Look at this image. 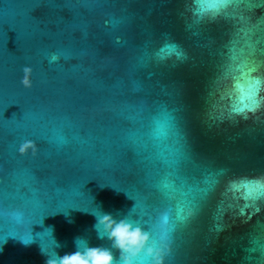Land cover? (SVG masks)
<instances>
[{
    "label": "water",
    "instance_id": "1",
    "mask_svg": "<svg viewBox=\"0 0 264 264\" xmlns=\"http://www.w3.org/2000/svg\"><path fill=\"white\" fill-rule=\"evenodd\" d=\"M188 2L0 0V264H44L41 251H74L76 237L107 247L92 229L99 210L148 228L181 202L194 214L177 222L169 264H264V188L225 187L264 175V110L231 119L217 102L224 45L264 49V0H248L257 11L242 23L187 28ZM165 42L187 59L155 60ZM164 178L170 197L155 186Z\"/></svg>",
    "mask_w": 264,
    "mask_h": 264
},
{
    "label": "clouds",
    "instance_id": "2",
    "mask_svg": "<svg viewBox=\"0 0 264 264\" xmlns=\"http://www.w3.org/2000/svg\"><path fill=\"white\" fill-rule=\"evenodd\" d=\"M256 11L248 8V0H189L178 14L186 17V27L189 28L206 26L223 19L242 23L247 13ZM261 16H264V12H260L256 19ZM248 19L251 20V16H248ZM243 31L241 28L240 32ZM234 44L235 41H232L224 45L226 51L221 78L226 81V85L217 102L223 105V113L228 118L247 119L249 114L264 110V49L238 57ZM152 55L157 61L171 60L173 57L177 61L187 59L180 46L172 42H165L160 48L154 49ZM46 58L49 64H52L61 58V54L53 52ZM24 72L26 76L22 83L28 87L30 81L27 74L30 69L25 68ZM171 127L169 120L155 121L152 135L157 139L165 137ZM29 147H33L31 141H24L20 144L18 152L23 155ZM244 181L264 184V175L236 177L229 180L225 187L234 189ZM155 186L166 197L176 191L167 178L160 180ZM240 199L246 202L248 197L242 196ZM255 206L258 213L261 207H264V195L255 198ZM136 207L134 203L129 212H133ZM91 214L95 218L92 229L96 232L97 239L108 241V246H91L84 237H76L75 250L61 255L55 251L60 247L56 242V247L51 253L41 251L45 257L44 264H169L173 253L172 233L177 222H184L194 214V207H185L181 202L175 209V216L167 209L159 211L154 220L151 218L153 222L148 228L139 220L130 219L128 214L119 218L101 210ZM16 216L19 217L20 213H16Z\"/></svg>",
    "mask_w": 264,
    "mask_h": 264
},
{
    "label": "snow or ice",
    "instance_id": "3",
    "mask_svg": "<svg viewBox=\"0 0 264 264\" xmlns=\"http://www.w3.org/2000/svg\"><path fill=\"white\" fill-rule=\"evenodd\" d=\"M139 103V102H137ZM185 148H187V145L185 143ZM207 183H212L211 180L209 181H206ZM243 187H245L247 190H248V195L249 196H252L253 194H257V193H260L261 192V189L264 188V184H260V183H254V184H244ZM194 207V205H193ZM3 243V240L0 239V244Z\"/></svg>",
    "mask_w": 264,
    "mask_h": 264
}]
</instances>
